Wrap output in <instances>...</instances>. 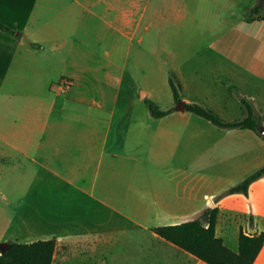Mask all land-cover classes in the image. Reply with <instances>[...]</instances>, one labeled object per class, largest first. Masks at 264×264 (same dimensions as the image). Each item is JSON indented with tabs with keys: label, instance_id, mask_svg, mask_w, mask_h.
<instances>
[{
	"label": "crops",
	"instance_id": "1",
	"mask_svg": "<svg viewBox=\"0 0 264 264\" xmlns=\"http://www.w3.org/2000/svg\"><path fill=\"white\" fill-rule=\"evenodd\" d=\"M103 1L116 18L97 16L92 0H35L25 21L23 3L17 18L12 1L0 6V244L55 239L100 264H206L153 230L218 208L216 235L238 252L241 234L264 232V177L225 192L264 166V139L186 108L231 123L247 103L264 127V19H246L262 0ZM206 38L201 50L164 44ZM134 41L164 59L145 100L127 82ZM61 78L71 84L57 94ZM146 100L171 113L154 117Z\"/></svg>",
	"mask_w": 264,
	"mask_h": 264
},
{
	"label": "trees",
	"instance_id": "2",
	"mask_svg": "<svg viewBox=\"0 0 264 264\" xmlns=\"http://www.w3.org/2000/svg\"><path fill=\"white\" fill-rule=\"evenodd\" d=\"M12 1L17 7L13 9L14 16L20 17L21 3L24 4V21L27 19L28 13L32 10L35 0H0V6L6 2ZM1 11V10H0ZM22 17V18H23ZM248 22L264 19V4L259 3L255 7L249 9L246 13ZM24 23V22H23ZM20 23L19 29L23 30L24 24ZM0 28L7 29L0 22ZM9 29V28H8ZM16 29V28H14ZM13 30V29H12ZM2 77V76H1ZM1 83V78H0ZM176 101L180 99L179 88L172 80L169 79ZM146 104L154 117L160 118L171 113L162 111L153 101L146 100ZM248 111V117L241 121L227 123L220 120L211 111H208L198 105H187L186 110L199 115L206 120L211 121L221 128H244L252 129L260 136L261 124L255 119L252 107L245 103ZM263 139L264 137L261 136ZM264 177V166L247 177L238 185L230 188L225 195L243 193L247 194L251 185ZM219 209L205 210L196 220L183 223L176 226L158 227L153 230L155 234L164 240L174 244L175 246L194 255L206 264H254L257 257L264 247V232L255 236H247L241 234L239 237L238 252L229 249L224 241L217 237L216 226L218 222ZM7 248L2 251L0 248V264H53L57 250V241L55 239L46 241H37L28 244L8 242Z\"/></svg>",
	"mask_w": 264,
	"mask_h": 264
},
{
	"label": "rangeland",
	"instance_id": "3",
	"mask_svg": "<svg viewBox=\"0 0 264 264\" xmlns=\"http://www.w3.org/2000/svg\"><path fill=\"white\" fill-rule=\"evenodd\" d=\"M53 2H62V3H67L71 2L73 0H52ZM94 3V12L96 13L97 16L99 17H109V18H116L118 15L119 9L115 7L114 9L110 10L108 13L107 10L105 11V2L103 0H92ZM262 2V1H261ZM116 5H120L118 2H114ZM121 11V10H120ZM199 35V34H197ZM81 36V35H80ZM79 36V38H80ZM200 37V36H199ZM214 43V41L209 40V39H190L188 41H174L173 42H164L165 46L170 44V48L174 49L176 51L184 50V49H189L190 51L194 50H201L204 47L208 46L209 47L213 46L210 45ZM241 43V42H239ZM240 45V44H239ZM219 46V45H218ZM169 47V46H168ZM180 52V51H179ZM126 66H127V82L129 79H134L138 82L139 85H141L142 90L137 89V97L140 99L141 96L143 100L147 99L146 91H148V85L151 82L150 75L152 74L155 75L154 71H157L158 69H161V65L164 61L161 57L156 55H153L148 48H146V44L144 46L139 45L137 41L132 42L131 47H128V42H127V52H126ZM192 54V53H190ZM208 55V54H207ZM191 58V57H190ZM198 60L203 61L202 59H194L192 58L188 64H198ZM204 60H207V62H201V65H207L212 64L210 61L209 57H205ZM213 64H218L215 61ZM54 68H59L58 66H55ZM160 72V70H158ZM64 80L71 81L69 78H61L58 82H62ZM55 89V87H54ZM125 90L127 91V95L129 92L128 85H126ZM163 91V88L160 89ZM55 91L57 94H64V93H59L56 89ZM68 89L66 90L65 93H67ZM171 93V89L164 88L163 96L162 98L164 101L167 99V92ZM172 94V93H171ZM171 98V97H170ZM119 107H122L120 105ZM166 107V101L160 103V108L165 109ZM125 226L128 228L129 223L126 221ZM143 240H147L145 236L142 238ZM6 244V243H3ZM100 259L98 256L95 254V251L92 249H84V248H78L71 243H60L58 245L57 253L55 256V261L54 264H100Z\"/></svg>",
	"mask_w": 264,
	"mask_h": 264
},
{
	"label": "built area",
	"instance_id": "4",
	"mask_svg": "<svg viewBox=\"0 0 264 264\" xmlns=\"http://www.w3.org/2000/svg\"><path fill=\"white\" fill-rule=\"evenodd\" d=\"M71 82L68 80H64L62 82H58L57 84H55V89L59 92V93H65L66 90H69Z\"/></svg>",
	"mask_w": 264,
	"mask_h": 264
},
{
	"label": "water",
	"instance_id": "5",
	"mask_svg": "<svg viewBox=\"0 0 264 264\" xmlns=\"http://www.w3.org/2000/svg\"><path fill=\"white\" fill-rule=\"evenodd\" d=\"M262 2L264 4V0H262ZM22 42L29 43V40L27 39V36L25 34L22 36ZM181 105L183 108L180 110L185 111V105L183 103H181ZM260 134L264 137V127L260 129ZM0 248L2 251H4L7 248V244H0Z\"/></svg>",
	"mask_w": 264,
	"mask_h": 264
}]
</instances>
